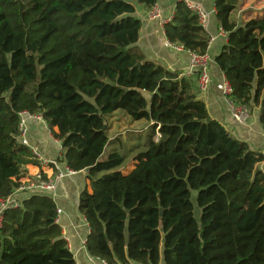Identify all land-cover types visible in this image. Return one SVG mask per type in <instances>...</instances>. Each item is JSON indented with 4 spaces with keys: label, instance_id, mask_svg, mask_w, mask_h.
I'll list each match as a JSON object with an SVG mask.
<instances>
[{
    "label": "trees",
    "instance_id": "1",
    "mask_svg": "<svg viewBox=\"0 0 264 264\" xmlns=\"http://www.w3.org/2000/svg\"><path fill=\"white\" fill-rule=\"evenodd\" d=\"M156 1L0 0V201L14 195L26 167H39L17 139L26 112L41 117L69 170L87 172L78 212L89 256L105 264H264V153L208 115L191 77L136 48L134 5L149 10ZM239 2L214 0L227 34L215 63L227 100L258 110L264 135V16L238 25ZM163 30L172 46L207 53V33L183 2ZM116 111L147 124L144 150L104 158L120 141L106 122ZM56 219L44 196L5 209L0 264H75Z\"/></svg>",
    "mask_w": 264,
    "mask_h": 264
},
{
    "label": "crops",
    "instance_id": "2",
    "mask_svg": "<svg viewBox=\"0 0 264 264\" xmlns=\"http://www.w3.org/2000/svg\"><path fill=\"white\" fill-rule=\"evenodd\" d=\"M199 5L207 14V25L204 30L208 36L207 54L209 55V76L210 84L205 91H198L196 98L203 102L208 115L219 122L234 138L245 141L252 150L264 153V135L262 133L258 110L251 112L250 118L239 123L232 117V105L223 94V75L219 71L215 57L218 56L222 47L227 43V34L224 33L215 18L214 0H190ZM239 6L235 18L237 24L244 21L252 13H260L264 9V0H239ZM179 0H157L161 14V20H171L175 6ZM134 17L140 23L138 41L136 48L143 57L156 65L163 67L171 72H178L191 80L197 86L196 74L192 72L190 64V53L174 47L168 43L165 38L163 26L158 20H150L148 17L149 10L134 5ZM147 124H140L137 128L143 129ZM28 148L31 152H36L35 157L39 162L38 166H28L23 171L24 175L21 183L30 180L36 173L41 172L47 179L54 176L55 169L51 166L43 167L42 161H54L57 163L59 170H64L66 165L60 161L61 145L54 140L49 133L43 120L28 118L26 120ZM116 133V132H114ZM264 167V163H262ZM260 165V166H261ZM259 169L261 170L262 168ZM262 171V170H261ZM86 171L74 172L72 175H65L56 182V190L47 193H27L16 194L19 202L23 199H30L33 196H44L52 200L55 205L57 214L56 223L62 231V236L71 254L75 264H102V261L89 256L84 248L85 240L88 235V224L84 217L78 212V199L81 191L86 184ZM135 264V263H132ZM163 264V263H161Z\"/></svg>",
    "mask_w": 264,
    "mask_h": 264
},
{
    "label": "built area",
    "instance_id": "3",
    "mask_svg": "<svg viewBox=\"0 0 264 264\" xmlns=\"http://www.w3.org/2000/svg\"><path fill=\"white\" fill-rule=\"evenodd\" d=\"M184 3L185 7L192 13L196 14L199 20V24L204 28L207 25V14L205 11L197 4L191 2L190 0H179ZM148 17L150 20H159L161 25L167 24V21L161 20V14L158 6L155 4L149 9ZM170 22V21H169ZM191 60V70L197 75V88L199 91H205L210 84L209 76V62L210 58L207 53L204 55L190 54ZM223 94L227 98L230 94V88L226 81L223 82ZM231 104V103H230ZM232 105V104H231ZM233 106V105H232ZM232 117L235 121L239 123H244L250 118V111L244 107L233 106L231 110ZM28 118H33L36 120H41L40 116H31L26 112L19 113V124H18V136L17 139L19 143L25 147H28L27 140V127L26 120ZM34 157H38L36 152H32ZM41 165L43 167L51 166L55 169L56 173L51 179L43 178L41 172L36 173L30 180L22 183L19 188L14 192V195L7 198L6 200L0 201V227L2 225L3 212L5 209L10 207H18L19 200L16 198V194H27V193H51L56 190V182L65 177V175H72L74 172L65 168L64 170H59L58 165L54 161H42ZM60 211H57V214ZM102 264H105L102 262Z\"/></svg>",
    "mask_w": 264,
    "mask_h": 264
},
{
    "label": "rangeland",
    "instance_id": "4",
    "mask_svg": "<svg viewBox=\"0 0 264 264\" xmlns=\"http://www.w3.org/2000/svg\"><path fill=\"white\" fill-rule=\"evenodd\" d=\"M252 0L249 5L253 4ZM259 1V0H255ZM264 16V9L260 13H252L250 14V18H259ZM251 115V113H250ZM106 122L110 125L111 130L109 131V138L112 139L115 135H120L119 142L110 143L105 151L104 158L107 157L108 154L112 152V150H116L119 148L127 149L134 146H139L136 150H144L143 145L145 142V136L148 133L147 128L144 129H137V123H132L130 119L123 114L121 111L114 112L110 117H107ZM119 129L120 133H114L115 130ZM124 153V152H123ZM132 156V155H131ZM130 156V157H131ZM130 157L127 158L125 164V170L131 166ZM131 168V167H130ZM262 168V172L264 173L263 165L260 166ZM195 219H199V211L195 209L194 213Z\"/></svg>",
    "mask_w": 264,
    "mask_h": 264
},
{
    "label": "water",
    "instance_id": "5",
    "mask_svg": "<svg viewBox=\"0 0 264 264\" xmlns=\"http://www.w3.org/2000/svg\"><path fill=\"white\" fill-rule=\"evenodd\" d=\"M103 129H105V126H103Z\"/></svg>",
    "mask_w": 264,
    "mask_h": 264
}]
</instances>
